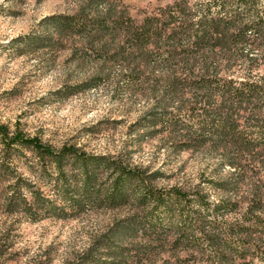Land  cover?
<instances>
[{
	"label": "trees",
	"instance_id": "1",
	"mask_svg": "<svg viewBox=\"0 0 264 264\" xmlns=\"http://www.w3.org/2000/svg\"><path fill=\"white\" fill-rule=\"evenodd\" d=\"M43 22L46 32L29 36L32 45H74L77 63L95 65V76L72 93L114 71L128 89L157 94L158 111L146 119L173 132L175 152L203 153L216 166L203 180L210 189L167 188L148 167L74 144L56 148L0 124V215L36 220L88 204L133 207L75 264L150 261L160 238L143 242V227L156 231L171 217L173 264L208 250L220 263L264 264V0H175L140 18L118 0H87ZM22 157L36 179L20 170ZM50 170L55 198L41 185Z\"/></svg>",
	"mask_w": 264,
	"mask_h": 264
},
{
	"label": "rangeland",
	"instance_id": "2",
	"mask_svg": "<svg viewBox=\"0 0 264 264\" xmlns=\"http://www.w3.org/2000/svg\"><path fill=\"white\" fill-rule=\"evenodd\" d=\"M118 1L140 18L143 12L161 10L175 0ZM86 2L0 0V124L19 126L56 148L74 144L88 153L148 167L160 172L156 183L162 187L202 184L216 159L173 150V132L162 125L154 127L146 119L150 111H158L157 94L128 89L114 71L98 80V87L72 93L78 90L72 86L95 76V65L77 63L74 45L51 48L30 43L29 36L46 32L45 18L75 13ZM19 165L25 175L36 179L25 157ZM54 178L55 172L50 170L40 183L53 198ZM105 180L106 175L101 177V182ZM133 212L131 206L88 204L65 217L43 215L32 220L0 215V264H75L115 222ZM173 222V217L166 218L156 231L145 224L142 241L149 242L148 237L155 235L160 239L152 245L151 260L140 264H173ZM163 238L171 242H163ZM210 255L209 250L196 260L184 255L178 264H224Z\"/></svg>",
	"mask_w": 264,
	"mask_h": 264
}]
</instances>
